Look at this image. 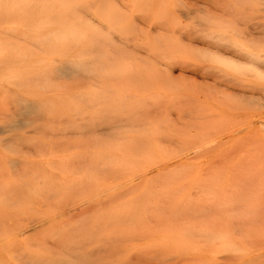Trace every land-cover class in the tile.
Returning a JSON list of instances; mask_svg holds the SVG:
<instances>
[{"label": "rangeland", "instance_id": "374dc122", "mask_svg": "<svg viewBox=\"0 0 264 264\" xmlns=\"http://www.w3.org/2000/svg\"><path fill=\"white\" fill-rule=\"evenodd\" d=\"M187 1L189 2L187 4V7L190 8L192 6V8L190 10L193 11V15H192L193 17L190 19L180 17L181 16L180 13H181V11H184V8H185L184 4ZM187 1L185 0V2L183 3V0H182V2L180 1L181 3L179 1L177 3L176 0H163V1L162 0H139V3H138L139 5L137 7L138 9H137L136 16L134 18V24H133V27H135L137 32L134 33L132 31L133 27H131L127 32H128V34L130 33L129 34L130 37L134 36L136 38V41H137L136 44L138 42L141 46H142V44H144V45L148 44L147 46L143 45L144 47H147L146 51H145L146 48L143 49V47H138L137 46L138 44L137 45L135 44V48L137 49L136 50L137 53H134V54L131 53V57H132V55H135L134 57L136 60V59H138L136 57V55H138V53L143 55V51H144L145 55H147V56H145V55L142 56L140 54H139V56H141L140 58L143 57V59L148 57V59H147V61H146V59H144L146 61V64L143 66L142 63H140V65H139V62H141L139 59H138L139 62L135 63V60L132 61L131 58H129L132 62H134L135 64H138L137 65L138 67L135 66L137 68L136 69L133 66L135 64L134 63L131 64L132 62L128 59V57H125L123 55V58L124 59L126 58L125 60H127V63H126L125 60H123V58H122V61L125 62V63L122 62V65L125 66L124 64H126V67H124V70L126 71L127 76H126V73L123 72V70L121 69L123 66L121 68H119L121 66V63H120L121 61H120L119 62L120 66L118 65L116 68L121 69V70H119V72L121 71L123 74L121 73V76H120L121 80L119 82H117L118 85L116 84V88H118V89L115 90V95L117 97L119 95V97L118 98L114 97V100L117 99L116 100V102H117L118 100H120L119 98H122L123 100L121 99L120 101H122V102L124 101V103H126V105H124V103H123V105H121V107H120L122 109L121 112H123V114H125V117H121L120 116L121 114L119 115L120 118H122V119L126 118L127 113L131 114V112L133 113L134 112L133 110H135V111H139L140 112L139 114L141 116L143 115V113H146V114H151V115H147V117L148 116L154 117L153 119L156 118V120L158 122L163 120L160 123V125H162L160 127V128H162L161 133L162 132L167 133L169 131V129H164L165 128L164 126L167 123L169 124V122H167V123H164V122L169 121V120L170 121L174 120L175 122L171 123L173 125L174 123L177 122L178 117L184 115L185 113H187L189 111L191 112L194 110L195 113L198 114V115H196L193 111L192 113H194V116L201 117L200 119L197 117L196 121L201 120V119L203 120L205 118V121L207 120V123H210V121L212 122L211 123L212 128H215L213 126H217V125L218 126L216 127V129L206 128L209 131L203 130L204 132H202V131L197 132V133H199V134H197L198 136L195 135L196 133H193L192 137H194V135H195L193 141L199 136L200 137L196 140L197 142H200L201 137H202V139L207 138V140L210 139L211 141L213 139L214 141H212V142L209 140L210 143L205 139H203V140L206 143L208 142L207 145L211 146V147L212 146L215 147L218 144V146H216L217 150H214L215 152L213 151L212 153L206 154V156L205 155H203L202 157L199 156L198 159H195L193 161L189 160L186 163L181 164L179 162V160L181 159L182 155L180 157L179 156L176 157V156L181 154L182 151L179 152L181 149L175 147L174 146L175 143H174L171 146L172 148L167 149L169 152H166V153L165 152H160V153H156V154L155 153L154 154L153 153L152 154L137 153L138 155L136 153H134V155H132L133 153H130V154L128 153L129 155L128 154L127 155L116 154V156L119 159L118 161L125 159L124 163H123V161H122V163L120 162L122 164V166L119 163V165H120L119 167L117 166L118 165L117 163H116L117 165H114L115 161L113 162V164H111L112 161L105 158L104 155H102V157L98 156V158L103 160L107 164V165L105 164V166H108V167H105V166L99 167V165H101V164H99V165H97L98 163L95 164V160L97 159V156H95V159H94V157L93 158L91 157L89 159V160H92V162H89L88 159H86L87 164L83 163L86 161L82 162L83 156L81 157V159L79 161H77L78 155H80V154L86 155V153H83L82 151H80V154L76 153L77 159L74 158V159H76V161H73L71 159L75 163V166H76V164H77V166H79V164H80V166L79 167H73L72 169H70L71 170L70 171L67 163L65 165H64V163H62V165H61V162L63 160V157H64V159L65 158L67 159L71 156L70 154H73V152H71V153L65 152V150H68L69 147L68 146L61 147L60 145H57V150L55 149L56 147L55 148L53 147L54 151L50 150L49 145H50L51 141H52L51 143L53 146H56V144H58V143L53 144L54 141L49 140V139H52L51 135L54 132L52 133L51 131L53 130V128H56L53 131L58 130L57 127L60 128L59 126H61V125H59V124H63L65 127L67 126L66 128H68L69 122H70V124L72 122V125L74 124L72 119H71L72 121L71 120L69 121V118H71L70 116H72V109L74 108V107L73 108L69 107L73 103L71 101L68 102L69 104H67L69 107L68 109H70V111L66 110L67 113L69 114L68 115L66 113V115L68 116V119L65 120L68 125H65L66 123L64 122V120L62 121V119L61 120L59 119L60 117H57L58 119L55 117L52 118L53 116H56V115L58 116L60 114L54 113L53 115H48L46 113L45 116H47V117L51 116L48 119L57 120V121H54L57 123V125H55V124H54V126H52L53 124L49 125V123H51V122H49L50 120L48 121V119L45 120L46 118H44L42 121H40L41 123L38 122L35 124V126L32 125L33 129H31L32 126H30V128L27 127L25 129H22V131H15V132L11 131L13 133L6 132L3 134H0L1 135L0 136L1 141L7 140V139L8 140L14 139V137H19V140H16L13 143L11 142V144H10L11 146H9V147L7 146V144H5L6 146L4 144L0 145L1 147H3L2 145L5 146L3 148L0 147V171H1L0 172V175H1L0 176V180H1L0 183L3 181V183H1V186H0V193H1L0 194L1 195L0 196V231L2 232V233H0V264H20V262H22L21 261L22 259L26 260V257L29 258L26 261L31 260L30 262H32V263L35 262L34 264H37L40 259L42 260V262L40 261L41 263H43V260L49 261L51 259L60 260L61 258H63L65 260H67V259L69 260L67 254L72 255L73 253L79 254V255H77L79 257H77V259H76V260L79 259V262L77 261L76 263H78V264L83 263L84 264V260L83 261L81 260L82 259L81 258L82 256H80L81 254L83 255V253H85V255H83V256L86 257V254H88L89 250L91 251L94 248L96 249L97 247L101 246L102 244L106 247L109 245L108 243H110L111 240L114 241L115 238L120 239V241H118V243H117L116 239L114 241V243L116 242L115 244H117V246L121 245V243L123 244V246H125V245L127 246L130 242V239L132 240L134 238L133 235H132L133 237H131V233L137 234V232L142 233L143 230L147 231L149 229V227H148L149 223L151 224V222H149V221L153 220L155 215L164 214L162 216H165V218L167 216L171 217L172 216L171 215L172 210L175 213L178 212V214L181 212L183 213V214L181 213L180 215L177 214L180 217V218L176 219L178 227L179 226L181 227L183 225L182 223H186L187 220H189V219L196 218L198 221L202 222L204 220V218H206L203 221V226H201L202 223H200L201 225L200 224L199 225L201 227L198 225V226H196L197 228H195V226L189 227V225H183L181 227V229L178 228L177 230H176V228L175 229L171 228V230H168L169 228L167 226L153 229V230H157L156 234L158 233V235H156L155 238L161 239V240H158V239L157 240L155 239V240H156V242L158 241V242L163 244V246H160L161 244L157 242L158 244H160L159 246L161 247V249L164 247L163 252H165V253L169 252L171 254V256H173L175 258V261L177 263L180 262L179 259L185 260L188 258V260H186L185 264L186 263L187 264H264V123H262V122H264V79L260 78L258 76H255L254 73L251 74L249 71H245L244 74H243V72L237 73L238 70L234 71L229 66H226L223 64H221L222 67L220 68L219 67L220 64L218 62L213 60L211 57H208L209 56L208 52L211 54H213V53L218 54V52H215V51H219V53H221V55H224V57H227V58L231 57L235 60L240 59L241 61L244 60V62L251 61V59L247 58V56H245L244 54L242 55L241 52L240 53L236 52V51L234 52V50H233V52H231L232 54H230V52H229V51H231L230 44H235V42H234L235 37L234 38L231 37L232 39L229 37L231 39L230 40L231 42L230 41L228 42V41H226L227 39L226 40L223 39V37L226 33L222 34L223 37H220L221 35L219 36V38L217 39L218 44L216 45V39L213 38L215 41L212 39L211 33L214 31H216L215 33H217V32L221 33V31H220V29H217V27H216L217 25H215V27H214V25L212 26L213 22L211 21L209 15L206 14L207 13L206 9H209L210 7L212 8V6H210V7L207 6L208 4H207L206 0H191V1L187 0ZM176 3H177V5H176ZM198 4H201V5H198ZM4 5H5L4 2H0V6H4ZM5 8L6 7L1 8L2 11H5ZM201 10L204 12L201 13L202 12ZM194 12H195V14H194ZM151 14L152 15L154 14V15L152 16ZM200 14H202V15H200ZM204 15L206 16V18ZM159 16L161 19L167 17L168 22L165 21L166 19H164L165 22L163 20H161L162 21L161 22ZM203 16L206 20L204 18H199V17H203ZM151 18L153 19V21L151 20ZM203 19L206 22L208 20H210V21H208L207 24H203L201 22V20L203 21ZM157 21H158V23H157ZM161 23H164V24H161ZM165 23L167 24V26ZM201 25H203V26H201ZM204 25H205V27H204ZM183 26L186 29L185 28L182 29ZM186 26H188V28ZM202 28H204L205 30ZM203 31H205V32H203ZM155 32H157V33H155ZM199 34L202 36L199 37L200 36ZM208 34H209V36H208ZM196 35H198V36H196ZM126 36L127 35H124V36L122 35V37H126ZM225 37H227V36H225ZM220 38H221V40H220ZM148 39H149V41H148ZM206 39H207V41H206ZM222 39L225 40V42H223ZM167 40H168V42H167ZM236 40L237 39H235V41ZM157 42H159L161 45ZM211 42H214V43H211ZM238 42H240V41H238ZM165 43H168V44H165ZM219 43H222V44L225 43V45L227 43V46L229 44V47L225 46V47H227V49H226L225 47H223ZM52 44L55 45L56 43L53 42ZM103 45H105V44H103ZM132 45H134V43ZM156 45L159 47H157ZM173 46H174V48H172ZM149 48L153 49V50H149V52H148ZM240 48L242 49V47H240ZM228 49H230V50H228ZM172 50H174V51H172ZM182 50H183V52H182ZM160 51H162V52H160ZM34 52L36 53L37 51H34ZM49 52H51L50 55H52L53 52L54 53L60 52V50L49 51ZM155 52L156 53L159 52L157 54H160V55L158 56ZM224 52H226V53L224 54ZM153 53H155L156 55ZM161 53H164V54H161ZM238 53H239V55H237ZM167 54H168V56H167ZM47 55H49V53ZM150 55H151V58H150ZM174 55H176V57H173ZM225 55H227V56H225ZM199 56H201L200 59H199ZM166 57H168V58H166ZM238 57H240V58H238ZM48 58H49V56L47 57V59ZM164 58H166V60H164ZM169 59L171 61H175V62L179 61L177 65H180V64L182 65L183 64L182 61H184V64L186 61L187 64L193 63L192 65L196 64L198 66L201 63L202 64L200 66H202L203 64H204L203 66H207V65L213 66V64H214L213 67L220 68L224 72L226 71L225 74H227V75L229 74L231 76H232V74H230V73H232L234 71L235 76L233 77V80L234 79H235V81L238 80L237 85L234 83V81L233 82L228 81V83L230 82L228 84L227 82L224 83V82L220 81L219 79H217L218 85L216 86L219 90L223 89L227 94H231V93L234 94V96H232L231 98L229 96H227L229 99H225L224 97L223 98L218 97V99L220 98V101H222V102L227 100L224 102L226 104H229L228 102H230V104L234 103V104H232V106H233L232 113H231V111H227L226 107L223 108V106L221 108H223L224 111H227V112H223L222 109H219V111H218L219 105L216 104L217 101H216V103H211V104H213L212 105L213 107L215 105V111H213L214 108L212 106H209V105H205L204 108L205 109L207 107L210 109L213 108L212 113L209 112L210 110H208V109L206 110V112H205V109L203 111L202 106H204V104H205V102L203 101L204 97L203 96L200 97L201 101L204 102V103H201V101L198 100L197 96H195V93H193V92L189 93L188 91L185 90V89L188 90V88L190 90V88H191V84L189 83V80L178 79V80L172 81V79L168 78L167 73L164 72L165 64L170 61ZM206 59H208V60H206ZM148 60H150V64H147V63H149ZM262 60H263V63L259 62L257 64V66L264 71V54H262ZM128 61H130V63ZM180 61L182 63H180ZM208 61H210V62L208 63ZM136 62H137V60H136ZM211 63H212V65H210ZM215 63H217V64H215ZM205 64H207V65H205ZM217 65H219V66H217ZM127 66L128 67L131 66L130 69H132V70L129 69V71H127V69H126V68H128ZM224 66H225V68H224ZM133 68H135L136 70ZM162 73L166 76L162 75ZM160 75L162 76V78H163V76L165 77L164 80L161 78ZM157 76H159V78ZM174 76H177V73H175ZM250 77H252L253 79ZM127 78H129V79H127ZM239 80L241 83H239ZM123 81H124V83H123ZM168 81H169V83H165ZM209 81L212 84L214 82L212 80H209ZM0 82H2L1 84L7 85L6 82H3L2 80H0ZM163 82L165 83L164 84L165 86L167 85L166 86L167 88L165 87V89H163L164 88V85H162ZM130 83H132V84H130ZM219 83H220V86H219ZM214 84H215V82H214ZM225 84L227 85V87ZM239 84H241V85H239ZM130 85H132V86H130ZM126 86H129V88ZM161 86H162V88H161ZM251 86H254V87H251ZM262 86H263V88H262ZM170 87H171V89H170ZM259 87H260V89H259ZM164 90H166V94H165V92H161ZM143 91L145 92V94ZM117 92H118V94H116ZM160 92L163 93L164 96L166 95L167 98L163 99V100L161 99L162 101H159V98H161V97L158 95V93H160ZM124 93L127 97L124 95ZM131 95L134 98L133 100L130 99V98H132ZM164 96H163V98H165ZM185 96H189L190 97V98L188 97L189 100L192 98L195 99L196 100L195 102H197L196 106H198V109H197V107L194 106L195 104L188 103V105H187L188 100L186 99ZM136 97L137 98L140 97V98L137 99ZM171 97H174L173 103L170 101L173 99ZM168 98H169V100H168ZM135 99H137V100H135ZM175 99L177 101L179 99L180 100L177 102V101H175ZM114 100H113V102H114ZM134 100L136 102H134ZM120 101H118L117 103H120ZM116 102L114 103V105H116ZM138 102H140L144 105L142 107L145 108V106H147L150 109L146 108V111H147V109H148V111L145 112V109L143 111V109H141V107L139 108V106H136ZM160 102L162 103V105H164V107L161 105ZM183 102H185V103H183ZM193 103H194V101H193ZM200 103L202 105H200ZM170 104L172 106H169ZM190 104H191V106H190ZM117 105L119 106L120 104H117ZM138 105L141 106V104H138ZM73 106H74V104H73ZM111 107H113V105L112 106L110 105V109H111V111H113V109ZM127 107H129V108H127ZM0 108H3V112H4L5 109H4L3 104H2V107L0 105ZM113 108L115 109L116 107H113ZM120 108H117L118 111H120ZM123 108H126V109H124V111H123ZM182 108L184 109V111ZM234 108H235V111H233ZM127 109H128V111H127ZM158 109H159V111L161 109V111L158 112ZM162 109H164V112H162ZM236 109H237V111H236ZM238 109H239V111H238ZM242 109H244L245 112H243ZM257 109H258V111H257ZM115 111H116V109H115ZM125 111H126V113H125ZM216 111L219 112V114ZM220 111H222V112H220ZM0 113H1V111H0ZM117 113L116 112H112V113L110 112V116L108 113L107 114L108 116L105 115V116H107V118L105 116H104V118L105 119L109 118V120L112 121L114 118H112L111 115H113V114L118 115ZM162 113L163 114L165 113L164 118H163ZM203 113L209 114L208 117L211 120L207 119L208 117H204L203 115L206 116V114H203ZM220 113H222L224 116L221 115ZM224 113L226 114V116ZM216 114H218V115L216 116ZM219 115H221V118ZM157 116H159V117H157ZM202 116H203V118H202ZM117 117L118 116H116L115 119H117ZM192 117H193V115H192ZM212 117H213V119H212ZM102 118H103V115H102ZM157 118H160V119L163 118V119L158 120ZM148 119H150V118H148ZM59 120L61 122H64L65 124L59 122ZM203 121H201V122L203 123ZM0 123H3L2 118H1ZM52 123H53V121H52ZM236 123L239 124L238 127H237ZM1 125L2 124H0V126ZM72 125H70L69 128L70 127L73 128ZM219 125L224 126V127H222V129H221ZM233 125H235V126H233ZM65 127H62L61 129L62 130L66 129ZM166 128H168V127L166 126ZM226 128H227V130H226ZM234 128L236 130H234ZM219 129H221L219 133L223 134V138L226 137L225 139L227 140V142H228V139H231L228 143L227 142L223 143V141L225 142V139L220 141L222 139L221 138L222 135L219 136L220 137V140H219L217 135H220V134L216 133L217 131H219ZM47 130H50L49 132L51 134L49 132H47ZM224 130H226L225 133H229L230 136L227 137V134H225L223 132ZM232 130H234V131H232ZM34 131H36V133ZM207 132H210V133H207ZM49 135L51 138L49 137ZM203 136H205V137H203ZM22 139L25 141H23ZM203 140H201V141H203ZM35 141L37 144L35 143ZM189 141H191L190 143H192V144L196 142V141L193 142L192 140H189ZM42 142L44 145L43 148H41L43 146ZM221 142H222V145H220ZM247 142H249V143H247ZM0 143H2V142H0ZM245 143L248 145V147ZM253 143H254V145H253ZM35 145H36V147H35ZM64 145H65V143H64ZM251 145H253V146H251ZM59 146L61 148H59ZM177 146H179V145H177ZM34 147L37 149H34ZM58 149H60V151L62 149L63 153H66V154L63 155L60 151H58ZM35 150H37V151H35ZM248 150H250V151H248ZM51 151L52 152L57 151L56 152L57 155H55V153L52 154ZM86 152H87V155H90V156L93 155V154H90V151H86ZM177 152H179V154ZM245 152H246V154H245ZM58 153H60L61 155L58 156L59 155ZM167 153H169V154H167ZM45 154H46V156H45ZM199 154L202 155L201 153H199ZM142 155H143V158H142ZM121 156L126 157V158L123 159V157L121 158ZM134 156H135L136 160L134 159ZM59 157H61V158H59ZM171 157H173V158L171 159ZM220 158H222V159L219 160ZM153 159H155L156 163L153 161ZM93 160H94V167H96L94 169L92 167L93 164H91V166H90V164H88V163H93ZM150 160H152L153 162H151ZM156 160L157 161L160 160L159 162L161 163V165L163 167L160 166V163H157ZM214 160H215V163H214ZM12 161L16 163L14 168H13L14 164L12 163ZM58 161L60 164L57 163ZM139 161H140V163H139ZM50 162H51V164H50ZM78 162H79V164H78ZM53 163H54V165H53ZM68 163H70V160ZM130 163H132V164H130ZM49 164H50V166H53V167H50V166L47 167V165H49ZM126 164H129L130 166L128 165L129 167L127 166V168H126ZM17 165H19V166H17ZM63 165L65 166L64 168H66V169L62 168ZM81 165H83V166H81ZM152 165H154V166H152ZM97 166H98V169H102V167H104L106 169L110 167L111 169L110 168H109L110 170L104 169L103 172H101L100 170H97L96 171L97 173H95L94 175L98 174V171L101 172L102 175L99 174L98 175L99 178H96L98 176L97 175L93 176L92 174H93V172H95L94 170L97 169ZM115 166H117V167H115ZM141 166H143V167H141ZM146 166H148V167H146ZM83 167H85V168H83ZM42 168H44V169H42ZM187 168H189L190 170L192 169V170L190 171ZM63 169H64V171H63ZM81 169L83 171H80L81 172L80 173L79 170H81ZM85 169H87V170H85ZM186 169L189 170V172L186 171ZM66 170H67V173H70L71 175L70 174L68 175L67 173H65ZM77 171L79 172L78 177H77V175H78ZM91 171H92V174H91ZM107 171H108V173H107ZM177 171L179 173H177ZM17 172H19L18 175H16ZM26 173L28 174L29 177L27 176ZM74 173L75 174L77 173V175L75 176ZM188 173L190 175L191 174L192 175L190 176ZM64 174L66 175V177H65L66 179L64 178ZM103 175H105V176L103 177ZM23 177H25L24 178L25 181H24ZM160 177H161V179H160ZM92 178H95V180H93ZM176 178H177V180H176ZM98 179H99V181H98ZM148 179L151 181H148ZM4 181H6V182H4ZM8 182H9V185H8ZM139 182H140V184H139ZM202 182H203V184H202ZM47 183L49 185H47ZM151 183H153V184H151ZM10 185H11V187H7ZM161 186L163 187V190L161 189L162 188ZM165 186L168 188H165ZM182 186H184V187H182ZM15 188H16V190H15ZM200 188H202V190ZM53 189H54V191H52ZM147 189L148 190L150 189V191L149 192L146 191ZM11 190H12V192H11ZM101 191H103V192H101ZM163 191H164V193H163ZM165 191H168L169 193H167ZM176 191H177V193H176ZM56 192H58V193H56ZM121 192L123 195L121 194ZM113 194H115V195H113ZM172 195H173V197H172ZM4 197L5 198L7 197L6 203L4 201ZM167 198L170 201H168ZM112 199L114 200V203H112V201H113ZM243 199H244V201H243ZM8 201L10 203H8ZM131 201H132V203L133 202L135 203V204H132L131 206L129 205V207H131L132 209L135 210L138 205L141 207V208L138 207L135 210L136 213L133 214V219H135V217L138 216L137 213H139V211H141V212L143 211V213H145L146 216H144L143 219L146 221H143V219H141L142 220L141 223L145 222V224H146V222H149L144 227L145 229L141 225H140L141 228L138 227L137 226V225H139L138 223L136 225H131L132 227H127L128 224L124 223L122 221V225L124 227L126 226L125 228H123L121 223L119 224V222H121L120 218L123 219L122 218L123 214L125 212H128L129 209H131V208H128V203ZM140 202L142 204L145 202L143 204L144 206H142ZM138 203H140V204H138ZM154 205H157V206H154ZM165 205H167V206H165ZM168 207H169V209L171 208L170 209L171 211L169 213H168V211H169ZM175 207H176V209H178L177 212H176ZM156 208L157 209L160 208V210H157ZM189 208H190V210H189ZM179 209L180 210L183 209V210L180 211ZM84 210H86V212L88 214H90V216L87 215V213H84L85 212ZM144 210H146V211H144ZM81 211L83 213V217H85L87 215V217H86L87 219L86 218H84V219H86V221L89 220L88 222H86L85 220H82L83 217H80L82 215ZM185 211H186V213H185ZM193 211H195V212H193ZM156 212H157V214H156ZM75 213H76V215H80V214L81 215L76 216ZM154 213H155V215H153ZM166 213H167V215H166ZM175 213H174V215H175ZM84 214H85V216H84ZM114 214H116V215H114ZM187 214H189V216ZM192 214L196 215V216L194 217ZM70 215H71V218H70ZM77 217H79V218H77ZM102 217H105V221H104L105 225H104V222L102 221V220H104ZM117 217L119 220L116 219ZM175 217H176V215L172 218L175 219ZM88 218H90L91 220ZM150 218H151V220H150ZM184 218H187V220L186 219L184 220ZM211 218L213 221H210ZM77 219H79V220H77ZM181 219H183L184 222L181 221ZM216 219L218 221H216ZM41 220H42V222H41ZM147 220H149V221H147ZM166 220H168V219L166 218ZM84 221L86 224L87 223L88 224L85 225ZM91 221H93V222H91ZM176 221H175V223H176ZM219 221H222V222H219ZM214 222H216V223L214 224ZM80 223H82L81 225H84L85 230H83V231H85V234L88 232V235L87 234L85 235L84 233L82 234L81 229H80L81 232L79 231L80 233L74 232V231H77L79 228L83 227L80 225ZM204 223L206 225H204ZM70 224L73 226H71ZM114 225L116 226V228L114 227ZM228 225H229V227H226ZM74 226L75 227L77 226L76 228H78V229L76 230V228ZM87 226H88L87 230H89V231H86ZM112 226L115 229L112 228ZM237 226H238V228H236ZM239 226L241 228H239ZM106 227H107V229L105 230L106 232L104 230L100 231V228L105 229ZM192 227H194V228L192 229ZM74 228H75V230H74ZM110 228H112V229H110ZM133 228L136 231H132L131 229H133ZM187 228H190V229L188 230ZM22 229H24V230H22ZM94 229H97L98 232L104 231L105 235H103V234L99 235L100 234V232H99V234L97 233V236H95L97 231L95 230L96 231L95 232ZM125 229L126 230L129 229L130 231L129 230L126 231ZM185 229L187 232L185 231ZM66 230L69 231L70 234L67 233ZM71 230L73 233H75V235H73V233H71ZM150 230L152 231L151 228H150ZM195 230L197 232H195ZM15 231H16V234L14 233ZM114 231H115V233H114ZM125 231H126V233H125ZM91 232H93V234H95V235H91L92 234ZM65 233H67V234H65ZM77 233H79V235H77ZM109 233H113V234H115V236L112 235V236L108 237ZM119 233H122L123 239H121L122 237H121V234H119ZM81 234L84 236H81ZM116 234H119L118 236H120V238H118L116 236ZM125 234L126 235L129 234V235H127L128 237L125 236ZM16 235H18V236H16ZM69 235H71V236L69 237ZM109 235H111V234H109ZM27 236L29 239L27 238ZM80 236H81V238H80ZM92 236L97 237V238H94L96 240H99L100 236H102V237H101L100 241L93 240L97 243L91 244L90 242L93 239ZM113 236H114V239L111 238ZM124 236H125V238H124ZM202 236L204 237V240L202 239L203 238ZM6 237H8V238H6ZM51 237H53V238H51ZM55 237H57V238H55ZM58 237L60 238L59 240H58ZM72 237H73V239H74V237L75 238L78 237L79 239L77 238L76 240L75 239L72 240ZM89 237L91 239H87L86 240L87 242L84 243L85 240H83V239H86ZM197 237L198 238L202 237L201 241L199 239H197ZM65 238H69V240L66 239L67 240L66 241ZM110 238H111V240H110ZM162 238H164L166 240V244L164 243V241H162ZM10 239H12V240H10ZM23 239H25V241ZM63 239H64V242H63ZM80 239L82 240L83 246H84V244L85 245L87 244L86 245L87 247L85 246V249L89 248V250L83 249V251L85 250V252H83L81 249L82 248L81 245H79V246H81V248H80L81 250L78 248L79 246L78 247L75 246V245H77V243L79 244ZM207 239L210 241L209 243H208ZM22 240H23V242H22ZM106 240L109 242H107ZM13 241H15V242H13ZM102 241L103 242L105 241L107 245L105 244V242L102 243ZM11 242H13V243L11 244ZM70 242L71 243L74 242V243L70 244ZM170 242L173 245H171ZM176 242H178V244ZM63 243L65 245H62ZM88 243H90V245H92V246H90V245L89 246L92 247L93 249H90V247L88 246ZM114 243H112V244H114ZM138 243H140V242H138ZM112 244H110V245H112ZM168 244H170L171 246ZM174 245H175V247H174ZM39 246L41 247L40 249H38ZM45 246H46V248H45ZM61 246H62V248H61ZM178 246H180V247H178ZM50 247L51 248L53 247L52 249H54V250L57 248L58 251L55 250L56 253L54 251V253L51 254L50 253L51 250H49V249H51ZM74 247H76L79 250L78 253L76 252L77 249ZM59 248H60V250H62L63 253L59 252L60 251ZM71 248L75 250V251H73V253L71 251ZM167 248L168 249L170 248V250L172 249L173 251L172 250L170 251ZM183 249L185 250V253L183 252ZM45 250H46V253H44ZM177 251L179 254L177 253ZM31 252L33 253L32 255H31ZM48 252L51 255H48ZM64 252L65 253L67 252V254H65ZM24 254L26 257L23 256ZM44 254H45V257H44ZM46 254L50 258L46 257ZM56 254H59V255H57V257L53 256ZM63 254H65L66 257ZM29 255H31L32 258L34 257V259H31V256L29 257ZM41 255H42V257H41ZM9 257H11V259H9ZM184 257H186V258H184ZM15 259H16V261H15ZM35 259H37V260L35 261ZM25 260H23V262ZM85 260H88V259H85ZM45 261H44V263H46ZM60 261H63V260L61 259ZM175 261L173 260V262H175ZM23 262L21 264H23ZM176 262H175V264H176ZM46 264H49V262Z\"/></svg>", "mask_w": 264, "mask_h": 264}, {"label": "bare ground", "instance_id": "6f19581e", "mask_svg": "<svg viewBox=\"0 0 264 264\" xmlns=\"http://www.w3.org/2000/svg\"><path fill=\"white\" fill-rule=\"evenodd\" d=\"M176 1H177V3H178V1L182 2V0H176ZM0 2H4L5 3L4 6H0V80H2L3 82H6V84L8 85L7 86V85H4V84H1L2 82H0V105L2 107V104H3L4 105V109H5L4 112H3V108H0V111H1V113H0V116H1L0 117V122H1V118H2V122H3V123H0V124H2L0 126V134L6 133V132L13 133L11 131H14V132L15 131H22V129H25L27 127L30 128V126H32V125L35 126L36 123L42 121L44 118H46L45 120H47L48 118L51 117V116L50 117L49 116L48 117L45 116L46 113L48 115H53L54 113H56V114L58 113L60 115L57 116L55 114L56 116H53L52 118L60 117L59 119L60 120L62 119V121L64 120V122L66 123L65 120L68 119V116L66 115V113H67V111H70V109H68V108L69 107H72V108L74 107L72 109V116H70L71 118H69V121L72 119L74 124L72 125V122H71V124L69 122V126L72 125V127L73 128L75 127V128L74 129L71 128V127L69 128V126H68V128H66L67 126L65 127L63 124H59L61 126H59L60 128L57 127L58 130H56V131H53L56 128L52 127L53 130L50 128L52 130L51 132L52 133L54 132V133L51 135L52 139H49V140H53L54 141L53 144L54 143L55 144L58 143V144H56V146H53L52 143H51L52 141H51L50 145H49L50 146V148H49L50 150H53V147L54 148L56 147L55 149L57 150V145H60L61 147H64V146H68L69 147V149L65 150V152H67V153L68 152L69 153L73 152V154H70L71 155L70 157L68 156L70 159L69 158H67V159L65 158L64 159V157L62 156L63 160L65 162L62 159H61L62 162L58 159L61 162V165H62V163H64V165L67 163V165L69 166V170L72 169L73 167H79L80 166L79 162H78L79 166H77V164L75 166V163L73 162V161H76L77 154L78 153L80 154V151H82L83 153H86V155H87L86 151H90V154H93L94 156L93 155L92 156H90V155L86 156L85 154L84 155L80 154V155H78L77 161H79L81 159V157L83 156L82 162L86 161V159H88L89 162H92V160H89V159L91 157L92 158L94 157V159H95V156H97V159L95 160V164H97V163H98L97 165L101 164V165H99V167L100 166H105L106 163L103 160H101L100 158H98V156L102 157V155H104L105 158H107L108 160L112 161L111 164H113V162L115 161L114 165L118 164L117 166L119 167L120 166L119 163L120 162L122 163V161L124 163L125 162L124 158H126V157L121 156V158L123 157L124 160L118 161L119 159L116 156V154H120V155L121 154H125V155H127L128 153L129 154L133 153L132 155H134V153H136V154L137 153H143V154H152V153L154 154L155 153L156 154V153H160V152H165L166 153V152H169L167 149L172 148L171 146L174 143H175V145H174L175 147L181 149L179 152L182 151L181 154H179V152H177L179 155L176 156V157H178V156L180 157L182 155L181 159L179 160V162L181 164L186 163L189 160L193 161L195 159H198L199 156L200 157H202L203 155L206 156V154L212 153L214 150H217L216 146H218V144L216 146L214 145L215 147H213V146L211 147V146L207 145L208 142L210 143V141H211L210 139H209L210 140L209 141V140H207V138L206 139L203 138V139L208 141L206 143L201 137V140H203V141H201L199 139L200 142H197L196 140L200 136L197 137L194 140V141H196L195 143H193V144L190 143L191 141H189V140L193 141L195 135L199 134L197 132H201V131L204 132V131H207L209 128L216 129V127L218 126V125L217 126H213L215 128H212L211 127L212 126L211 125L212 122L210 121V123H207V120L205 121V118L203 119L204 121L202 119L196 121L197 117L199 119L201 117L194 116V113H195L194 110H193L194 113H192L193 111H191V112L189 111V112L185 113L184 115L178 117L177 122H176L177 124L176 123H174L173 125L171 124V123L175 122L174 120L173 121L169 120V121L164 122V123L169 122V124H170L169 125L167 123L169 126L167 124L166 125L164 124L165 125L164 129H169V131L167 130L168 132L166 131L167 133H163V132L161 133V129L162 128H160L162 126V125H160V123L163 121L161 119L164 118L165 113L164 114L162 113L163 114V118H161V119L157 118L158 120L159 119L161 120L159 122L156 120V118L153 119L154 117H151V116L147 117V115H151V114L143 113V115L141 116L139 114L140 112L139 111H135V110H133L134 112L133 113L131 112V114L127 113L126 114V118H124L125 120L120 118V116L121 117H125V114H123V112H121L122 109L120 108L121 105H123L124 101L123 102L120 101L122 98H119L120 100H118V101H120V103H117L118 101L116 102L117 99L114 100V97H117L115 95V90L118 89V88H116L117 82H119L121 80L120 76H121L122 72L121 71L119 72V70L122 69L123 72L126 73V71L124 70V67H126V64H124L125 66L122 65L123 55L125 57H128V59L131 58V60L133 61V60H135V57H134L135 55H132V57H131V53L132 54L137 53V51H136L137 49L135 48V44L137 42L136 38L133 36L134 34L132 35L134 38L130 37L129 36L130 33L128 34L127 31L131 27H133L134 18L136 16V12H137V9H138L137 7L139 5L138 4L139 0H0ZM184 2H185V0H183V3ZM206 2L208 4L207 5L208 7L212 6V8H213L212 9L210 7L212 10L210 8L206 9L207 10L206 14L209 15L211 21L213 22L212 26L214 25V27H215V25H217L216 26L217 29H220V31H221V33L220 32L219 33L218 32L215 33L216 31L211 33L212 39L213 38L216 39V45L218 44L217 39L219 38V36L221 35L220 37H223L222 34L226 33L224 35L223 39H225V40L227 39L226 41H228V42L232 38L235 37L234 38L235 44H230V48H231V51H229L230 54H232L231 52H233V50H234V52L235 51L239 52V53L241 52L242 55L244 54L245 56H247V58L251 59V61L244 62V60L241 61L240 59L239 60H235V59H233L231 57L227 58V57H224V55H221V53H219V51H215V52H218V54H216V53L215 54L214 53L211 54V53L208 52V55H209L208 57H211L213 60L218 62L220 64V66L219 65H217V66H219L220 68L222 67L221 64H223V65L229 66L234 71L238 70L237 73L238 72H243V74H244L245 71H249L251 74L254 73L255 76H258V77L264 79V71L257 66V64L259 62L263 63L262 54H264V0H206ZM177 3H176V5H177ZM188 3L189 2L187 1L184 4L185 8H184V11H181V13H180L181 16L179 15L180 17L187 18V19H190V18L193 17L192 16L193 15V11L190 10L192 8V6L190 8L187 7ZM198 5H201V4H198ZM4 7H6L5 11H2L1 8H4ZM195 12H194V14H195ZM203 12L204 11H202L201 13H203ZM200 15H202V14H200ZM204 16L203 17H199V18H204ZM159 18H160V16H159ZM205 18H206V16H205ZM164 19H166L165 21L168 22L167 17L163 18V19L160 18V21L161 20L164 21ZM204 19H203V21H204ZM151 20L153 21L152 18H151ZM203 21L201 20V22L203 24H207V22L210 21V20H208L207 22L206 21L203 22ZM157 23H158V21H157ZM161 24H164V23H161ZM166 26H167V24H166ZM201 26H203V25H201ZM186 27L188 28V26H186ZM204 27H205V25H204ZM183 28H185V27L183 26L182 29ZM202 29H204V28H202ZM132 31L134 33L137 32L135 27L132 28ZM203 32H205V31H203ZM155 33H157V32H155ZM122 35L123 36L127 35V36L126 37H122ZM196 36H198V35H196ZM201 36L202 35H200L199 37H201ZM208 36H209V34H208ZM225 36H227V37H225ZM229 37L230 38L232 37V38L230 39ZM223 39H222V41L225 42V40H223ZM235 39H237L240 42H238L237 40L235 41ZM220 40H221V38H220ZM148 41H149V39H148ZM206 41H207V39H206ZM53 42L56 43V44L53 45L52 44ZM167 42H168V40H167ZM133 43H134V45H132ZM157 43H159V42H157ZM211 43H214V42H211ZM103 44H105L106 46L103 45ZM137 44L136 45L138 47H143V49L146 48L145 51L147 50V47H144V46H147L148 44L147 45L142 44V46L139 44V42ZM165 44H168V43H165ZM219 44L222 45L223 47L227 46V43H226V45H225V43H223V44L219 43ZM239 46L242 47V49ZM157 47H159V46H157ZM227 47H229V44H228ZM227 47H225V48L227 49ZM172 48H174V46ZM55 50L56 51L60 50V52H56L57 54L53 52L54 54L52 53V55H50L51 52H49V51H55ZM149 50H153V49L149 48L148 52H149ZM228 50H230V49H228ZM34 51H37V52L35 53ZM172 51H174V50H172ZM160 52H162V51H160ZM182 52H183V50H182ZM48 53H49V55H47ZM155 53H153V54H155ZM157 53H159V52H157ZM225 53L226 52H224V54ZM239 53L237 55H239ZM139 54L140 53H138V55H136V57L141 62H139L138 59H136L137 62L135 60V63L139 62V65H140V63H142L143 66H144L146 64V61H147L148 57L144 58V59H146V61H145L143 59V57L140 58L141 56H139ZM161 54H164V53H161ZM140 55H142V54H140ZM143 55H145L144 51H143ZM157 55L159 56L160 54H157ZM227 55H225V56H227ZM48 56H49V58L47 59ZM145 56H147V55H145ZM167 56H168V54H167ZM173 57H176V55H174ZM200 57L201 56H199V59H200ZM150 58H151V55H150ZM166 58H168V57H166ZM166 58H164V60H166ZM238 58H240V57H238ZM125 59L123 58V60H125ZM206 60H208V59H206ZM130 61H128V62L130 63ZM148 61H149V63H147V64H150V60H148ZM119 62L121 63V66L119 65L120 64ZM125 62L127 63V60H125ZM125 62H123V63H125ZM176 62L170 60L168 63H166L165 67H164V72L167 73L168 78L172 79V81L173 80H178V79L189 80V83L191 84V88H190V90H189V88H188V90L187 89H185V90L188 91L189 93L190 92L195 93V96H197L199 101H201V98H200L201 96L204 97L203 101L205 102V104H204V106H202L203 111L205 109L204 108L205 105L212 106L213 104H211V103H216V101H217L216 104L219 105V108L217 107L218 111H219V109H222L223 112L231 111V113H232V108H233L232 104H234V103L231 102L232 104H230V102H228L229 104H226L224 102L227 101L225 99H229L227 96H229L231 98L232 96H234V94H232V93L231 94H227L223 89H222L223 91L221 89L219 90L216 86L218 85L217 79H219L220 81H222L224 83H226V82L228 83V81H230V82L234 81V83L237 85L238 84V82H237L238 80L237 79H236L237 81H235V79L233 80V77L235 76V72L234 71L232 73H230V74H232V76H231L229 74L228 75L225 74L226 71L224 72L220 68L213 67L214 64H213V66H208L207 64H205L207 66H203L204 64L202 66H200L202 63L201 64L199 63L200 65L198 66L195 63H194L195 65H192L193 63L187 64L186 61H185V64H184V61H182L183 62L182 65L181 64L177 65L179 61H176ZM182 62L180 61V63H182ZM209 62L210 61H208V63ZM133 63L134 62H132L131 64H133ZM215 64H217V63H215ZM118 65L120 66L119 68H121L122 66L123 67L121 69L116 68ZM137 65L138 64H135L133 66L134 67L135 66L138 67ZM210 65H212V63ZM130 67L126 68L127 71H129ZM135 68H133V69H135ZM224 68H225V66H224ZM130 70H132V69H130ZM175 73H177V76H174ZM162 75H164V74L162 73ZM126 76H127V73H126ZM164 76H166V75H164ZM164 76H163V78L161 76V78L163 80L165 78ZM157 77L159 78V76H157ZM250 78H252V77H250ZM127 79H129V78H127ZM209 80L214 81L215 84H214V82H213V84L210 83ZM123 83H124V81H123ZM165 83H169V81L165 82ZM165 83L163 82L162 85H164ZM220 83H219V86H220ZM239 83H241L240 80H239ZM130 84H132V83H130ZM239 85H241V84H239ZM130 86H132V85H130ZM166 86L164 85L163 89H165ZM254 86H251V87H254ZM126 87L129 88V86H126ZM226 87H227V85H226ZM161 88H162V86H161ZM262 88H263V86H262ZM170 89H171V87H170ZM259 89H260V87H259ZM161 92H165V94H166V90L161 91ZM161 92L158 93V95L161 97V98H159V101H162L163 99L167 98L166 95L164 96V94L161 93ZM116 94H118V92ZM144 94H145V92H144ZM124 95H125V93H124ZM163 96L165 98H163ZM118 97H119V95H118ZM185 97L188 100L187 101V105H188V103L195 104L194 106L197 107V109H198V106H196L197 102H195L196 101L195 99L192 98V99L189 100V98H190L189 96H185ZM218 97H222V98L224 97L225 101H223V102L220 101V98L218 99ZM138 98H140V97H138ZM171 98H173V99L170 100V101L173 103L174 97H171ZM130 99L133 100L134 99L133 96ZM137 99H135V100H137ZM176 99H175V101H177ZM113 100H114V102H113ZM135 100H134V102H136ZM168 100H169V98H168ZM70 101L73 102V103L68 107L67 104H69L68 102H70ZM193 101H194V103H193ZM203 101H201V103H204ZM115 102H116V105H114ZM183 103H185V102H183ZM201 103H200V105H202ZM73 104H74V106H73ZM117 104H120V105L118 106ZM138 104H141V106L138 105ZM191 104H190V106H191ZM110 105L111 106L113 105V107H116L115 108L116 111H115V109L113 107H111L113 109V111H111ZM124 105H126V103H124ZM161 105H162V103H161ZM136 106H139V108L141 107V109H143V111L145 109V112H147L148 109H150L147 106H145V108L142 107L144 105L142 103H140V102H138ZM162 106L164 107V105H162ZM169 106H172V105L170 104ZM222 106H223V108L226 107L227 111H224V109L221 108ZM117 108H120V111H118ZM127 108H129V107H127ZM146 108H148L147 111H146ZM213 108H212L213 111H215V105H214ZM124 109H126V108H123V111H124ZM207 109L210 110L209 112L212 113V109H210L208 107L205 109V112H206ZM127 111H128V109H127ZM160 111H161V109H160ZM160 111L158 109V112H160ZM183 111H184V109H183ZM222 111H220V112H222ZM233 111H235V108L233 109ZM236 111H237V109H236ZM238 111H239V109H238ZM242 111L245 112L244 109H242ZM257 111H258V109H257ZM110 112L111 113L112 112H116V113L118 112L117 113L118 115H116V114L114 115L113 114L115 117L113 115H111L112 118H114L113 120L110 118L112 121H110L109 118L108 119L104 118V116L107 115L108 113H109V116H110ZM162 112H164V109H162ZM125 113H126V111H125ZM217 113L219 114V112H217ZM203 114H206V116L203 115ZM203 114L202 115L204 117H208V115H209L207 113H203ZM218 114H216V116ZM220 114L223 115L222 113H220ZM102 115H103V118H102ZM192 115H193V117H192ZM196 115H198V114H196ZM221 115H219L220 118H221ZM107 116H105V117L107 118ZM116 116H118L117 119H115ZM203 116H202V118H203ZM225 116H226V114H225ZM157 117H159V116H157ZM148 118H150V119H148ZM207 119H210V118L208 117ZM212 119H213V117H212ZM60 120H59V122H61ZM48 121L51 122V123L48 122L49 125L50 124H53L52 126H54V124L57 125V123L54 122V121H57L55 119H48ZM52 121H53V123H52ZM201 121H203V123ZM64 122H61V123H64ZM262 123H264V122H262ZM65 125H68V124L66 123ZM236 125H237V127L239 126L238 123H236ZM33 126H32L31 129H33ZM166 126L168 128H166ZM233 126H235V125H233ZM62 127H65L66 129L62 130L61 129ZM222 127H224V126H220L221 129H222ZM206 128H208V129H206ZM235 128H234V130H236ZM221 129H219V131H217L216 133H219ZM226 130H227V128H226ZM226 130H224L223 132L225 133ZM234 130H232V131H234ZM49 131L50 130H47V132H49ZM34 132L36 133V131H34ZM193 133H196L194 135V137H192ZM207 133H210V132H207ZM219 134L220 135H217L219 140H220L219 136L222 135V137H221L222 139L220 141H222L223 139L226 138V137L223 138V134H221V133H219ZM225 134H227V137L230 136L229 133H225ZM49 137H50V135H49ZM203 137H205V136H203ZM16 140H19V137H14V139H9V140L8 139L7 140H2V141L0 140V142H2V143H0V145L1 144H4V145L7 144V146L9 147V146H11L10 145L11 142L13 143ZM230 140L231 139H228V142ZM23 141H25V140H23ZM212 141H214V140L212 139ZM226 142H227V140L225 139V142L223 141V143H226ZM35 143H36V141H35ZM64 143H65V145H64ZM247 143H249V142H247ZM4 145H2V146L5 147L6 145L5 146ZM42 145H43V142H42ZM177 145H179V146H177ZM220 145H222V142H221ZM253 145H254V143H253ZM253 145H251V146H253ZM60 146H59V148H61ZM3 147H1V148H3ZM35 147H36V145H35ZM35 147H34V149H37ZM43 147H44V145L41 148H43ZM247 147H248V145H247ZM250 150H248V151H250ZM35 151H37V150H35ZM58 151H60V149H58ZM56 152L57 151L52 152V154L55 153V155H57ZM60 152L63 155L66 154V153H63L62 149H61ZM199 153H201L202 155H200ZM58 154H59L58 156L61 155L60 153H58ZM167 154H169V153H167ZM245 154H246V152H245ZM45 156H46V154H45ZM59 158H61V157H59ZM74 158H76V159H74ZM142 158H143V155H142ZM172 158L173 157H171V159ZM222 158H220L219 160H221ZM134 159L136 160L135 156H134ZM69 160H70V163H68ZM59 161L57 163H59ZM150 161L151 162H153V161L155 162V159H153V161L152 160H150ZM159 161H157V163H160ZM12 163L14 164V166H13V168H14L16 163L13 162V161H12ZM83 163L87 164V161L83 162ZM139 163H140V161H139ZM214 163H215V160H214ZM50 164H51V162H50ZM50 164L47 165V167H49ZM88 164H90V166H91V164H93V166H92L93 169L96 168V167H94V160H93V163H88ZM130 164H132V163H130ZM53 165H54V163H53ZM64 165L62 166V168L65 167ZM128 165L129 164H126V168H127ZM17 166H19V165H17ZM81 166H83V165H81ZM117 166H115V167H117ZM121 166H122V164H121ZM152 166H154V165H152ZM160 166H162L161 163H160ZM50 167H53V166H50ZM105 167H108V166H105ZM141 167H143V166H141ZM146 167H148V166H146ZM83 168H85V167H83ZM109 168L106 169V168L102 167V169H98V166H97V169L94 170L95 172H93V174H92V171H91V174L93 176H96V175L98 176L99 174H101V172L104 171V169L108 170ZM42 169H44V168H42ZM64 169H66V168H64ZM64 169H63V171H64ZM87 169H85V170H87ZM187 169H189V168H187ZM187 169H186V171L189 172L190 169L189 170H187ZM97 170H100L101 172L98 171V174L94 175L95 173H97L96 172ZM80 171H83V170L81 169V170H79V172ZM79 172L77 171L78 175H77V173L76 174L74 173L75 176L77 175V177H78L79 176ZM18 173L19 172H17L16 175H18ZM65 173H67V170H66ZM107 173H108V171H107ZM177 173H179V172L177 171ZM67 174L69 175L70 173H67ZM27 176H28V174H27ZM104 176L105 175H103V177ZM65 177H66V175L64 174V178ZM24 178L25 177H23V179ZM96 178H99V176L96 177ZM177 178H176V180H177ZM92 179L95 180V178H92ZM160 179H161V177H160ZM24 181H25V179H24ZM98 181H99V179H98ZM148 181H151V180L148 179ZM4 182H6V181H4ZM1 183H3V181ZM1 183H0V186H1ZM139 184H140V182H139ZM151 184H153V183H151ZM202 184H203V182H202ZM8 185H9V182H8ZM47 185H49V184L47 183ZM7 187H11V185L7 186ZM182 187H184V186H182ZM165 188H168V187L165 186ZM161 189L163 190V187ZM200 189L202 190V188H200ZM15 190H16V188H15ZM52 191H54V189ZM103 191H101V192H103ZM146 191L149 192L150 189L149 190L147 189ZM11 192H12V190H11ZM165 192L169 193L168 191H165ZM56 193H58V192H56ZM163 193H164V191H163ZM176 193H177V191H176ZM121 194H122V192H121ZM113 195H115V194H113ZM172 197H173V195H172ZM6 198L4 197L5 203H6ZM167 200H168V198H167ZM168 201H170V200H168ZM243 201H244V199H243ZM8 203H10V202L8 201ZM112 203H114V200L112 201ZM140 203H138V204H140ZM132 204H135V203L134 202L132 203V201L129 202L128 203V208H131V207H129V205L131 206ZM143 204L141 203L142 206H144ZM154 206H157V205H154ZM165 206H167V205H165ZM138 207H140V206L138 205L137 208ZM168 209H169V207H168ZM170 209H169V211L167 210L168 213L171 211ZM175 209H176V207H175ZM135 210L131 208V209H129L128 212H125L123 214V217H122L123 219L120 218L121 222H119V224L121 223V225H122V221H123L124 223L128 224L127 227H132L131 225H136L138 223L139 224V225H137L138 227H140V225H141L144 228L147 223L151 222L152 225L150 223L148 225L149 229L147 231L143 230L142 233L140 232L141 234L138 233V232H137V234H132L131 233V237L134 236V238L132 240L130 239V242H129V244L127 243L128 244L127 246L126 245L123 246V244L121 243V245L123 247L121 245L117 246V244H115L116 242L114 243V241L116 239V238L114 239L115 234L109 233L111 235L108 234V237L114 235L113 237H111V238L114 239V241L111 240V238H110L111 242L108 243L109 247L108 246L105 247L102 244L105 241L104 242L102 241V243H101L102 245L100 244L101 246L97 247L96 249L94 248L95 250L92 247H90V246H92V245H90V243L91 244L92 243L93 244L97 243V242L93 241V240H96L94 238H97L95 236H97V233L99 234L100 231H102V230L105 231L107 229V227L105 229H101L100 228L99 232L97 231V229H94V231L95 230L97 231V232L95 231L96 235L93 234V232H91L92 233L91 235H95V236L94 237L92 236L93 237V239H92L93 242L90 240L91 242L88 243V246L90 245L89 246L90 249H93L94 251L91 250L92 251L91 252L89 250V248H87L89 251H88V254H86V257L83 256V255H85V253H83V255L80 253L81 254L80 256H82L81 260L82 261L84 260V264H175V262H176L175 258L173 256H171V254L169 252H167V253L163 252L164 251V249H163L164 247L161 249L160 246H163V244L157 241L158 243L161 244L160 245V244H158L156 242L157 239L158 240H161V239H159V238L156 239L155 238L156 235H158V233L156 234L157 230H153V229L167 226L169 228L168 230H171V228H174V229L176 228V230H177L178 228L181 229V227L183 225H189V227L195 226V228H197L196 226H198L200 223H202V225L201 224L200 225L203 226V221L206 219V218H204V220L202 219L203 221L201 222V221H198L196 218L189 219V220H187V218H184V220L186 219L187 222L185 221L186 223H182L183 225L181 227L180 226L178 227L176 219L180 218L178 215H180L182 212L178 214V212H177L178 209H176L177 213L173 212V210H172V212H171L172 214L170 213L172 216L170 215L171 217H169V216L166 217L168 220H166L165 216H162L164 214L155 215V213H154L153 214V215H155L154 219L151 220V218H150L151 221L147 220L149 222H146V224H145V222L141 223L142 222L141 219H143L144 216H146L145 213H143V211L142 212L139 211V213H137L138 216H136L135 219H133V214L136 213ZM157 210H160V208H158ZM181 210H183V209H181ZM189 210H190V208H189ZM84 211H85L84 213H87L86 210H84ZM144 211H146V210H144ZM157 212H156V214H157ZM193 212H195V211H193ZM81 213H82V211H81ZM174 213L176 215L175 219L172 218V217L175 216ZM185 213H186V211H185ZM75 215H76V213H75ZM80 215H76V216H80ZM87 215L90 216V214H88V213H87ZM87 215L85 216V214H84L85 217H83V213H82V215L80 217H83L82 220L86 221ZM114 215H116V214H114ZM166 215H167V213H166ZM187 215L189 216V214H187ZM193 216L195 217L196 215H193ZM118 217L116 219H118ZM70 218H71V215H70ZM77 218H79V217H77ZM84 218H86V219H84ZM102 218L104 219V220H102L104 222L105 221V217H102ZM212 218H211L210 221H213ZM88 219H90V218H88ZM77 220H79V219H77ZM85 221H84V223H85ZM88 221H86V222H88ZM143 221H146V220L143 219ZM175 221H176V223H175ZM181 221H183V219H181ZM216 221H218V220L216 219ZM41 222H42V220H41ZM91 222H93V221H91ZM219 222H222V221H219ZM215 223L216 222H214V224ZM81 224L82 223H80V225ZM87 224L85 223V225H87ZM104 225H105V222H104ZM204 225H206V224L204 223ZM71 226H73V225H71ZM81 226H83V227L79 228V229L76 228L77 226L76 227L74 226L76 228V230L78 229L77 231H74V232H79L80 229H81L82 234L83 233L85 234V231H83V230H85V227H84V225H81ZM114 227L116 228L115 225H114ZM114 227L112 226V228H114ZM125 227L123 226V228H125ZM226 227H229V225L226 226ZM75 228H74V230H75ZM112 228H110V229H112ZM150 228L152 229V231L150 230ZM193 228L194 227H192V229ZM236 228H238V226ZM239 228H241V227L239 226ZM24 229H22V230H24ZM87 229H88V226L86 228V231H89ZM187 229L189 230L190 228H187ZM128 230L129 229H127L126 231H128ZM131 230L132 231H136V230H134V228L131 229ZM126 231H125V233H126ZM185 231H186V229H185ZM103 232H100L99 235H101V234L105 235L106 231L104 233ZM195 232H197V231L195 230ZM0 233H2V232L0 231ZM14 233L16 234V231ZM67 233L70 234L69 231H67ZM67 233H65V234H67ZM71 233H73L72 230H71ZM79 233H77V235H79ZM114 233H115V231H114ZM122 233H119V234H121V237L123 236ZM82 234H81V236H84ZM86 234L88 235V232ZM119 234H116V236L118 238H120V236H118ZM71 235H69V237ZM73 235H75V233H73ZM127 235H129V234H127ZM127 235L125 234V236H127ZM16 236H18V235H16ZM81 236H80V238H81ZM102 236H100V239H101ZM125 236H124V238H125ZM6 238H8V237H6ZM27 238H28V236H27ZM51 238H53V237H51ZM55 238H57V237H55ZM77 238L74 237L75 240ZM164 238H162V241H164V243L166 244V240ZM201 238L197 237V239H199L200 241H201ZM59 239L60 238L58 237V240ZM66 239L69 240V238H65V240ZM74 239L72 237V240H74ZM87 239H91V238L89 237V238L83 239V240H85L84 243L87 242L86 241ZM100 239L96 240V241H100ZM121 239H123V237ZM202 239L204 240V237ZM10 240H12V239H10ZM23 240L25 241V239H23ZM23 240H22V242H23ZM80 240H79V244L77 243V245H75V246L78 247L79 245H81L82 248H81V246H79L78 248L79 249L81 248L82 251H83V249H85V246L87 244L85 245L83 243L84 244V246H83L82 245V240L81 241ZM116 241L118 243V241H120V239H116ZM207 241H208V243L210 242L208 239H207ZM13 242H15V241H13ZM13 242H11V244ZM63 242H64V239H63ZM107 242H109V241H107ZM138 242H140V243H138ZM171 242H170V244L173 245ZM73 243L70 242V244H73ZM112 243H114L115 245L112 244ZM176 243L178 244V242H176ZM105 244H106V242H105ZM110 244H112V245H110ZM170 244H168V245H170ZM62 245H65V244L63 243ZM174 247H175V245H174ZM178 247H180V246H178ZM40 248L41 247L39 246L38 249H40ZM45 248H46V246H45ZM52 248L49 249V250H51V252L49 251L51 254L54 253L55 250L58 251V249L56 247H55L56 248L55 250L52 249ZM61 248H62V246H61ZM74 248H76V247H74ZM170 248L169 249L167 248V249L170 250ZM87 249H85V250H87ZM59 250H60V248H59ZM85 250L83 252H85ZM71 251L73 253V251H75V250L71 248ZM178 251H177V253H178ZM49 252H48V255H51V254H49ZM59 252L63 253L62 250H60ZM76 252L78 253L79 250L77 249ZM183 252L185 253L184 249H183ZM44 253H46V250L44 251ZM55 253H56V251H55ZM32 254L33 253L31 252V255ZM65 254H67V252ZM65 254H63V255L65 256ZM31 255H29V257ZM57 255H59V254H56V255H53V256L57 257ZM67 255H68L69 260L68 259L65 260L63 258H61L63 261H60L61 259L60 260L51 259L49 261L43 260V263H41L42 260L38 259L39 262L37 264H46L48 262H49V264H75L77 261L79 262V259L76 260L77 257H79V256H77L79 254H76V253L74 254L73 253L72 255H69V254H67ZM23 256H25V254ZM41 257H42V255H41ZM44 257H45V254H44ZM46 257H48L47 254H46ZM48 258H50V257H48ZM184 258H186V257H184ZM9 259H11V257H9ZM27 259H29V258L26 257V260ZM31 259H34V257L32 258V256H31ZM85 259H88V260H85ZM23 260H25V259H22L21 261L23 262ZM26 260L23 262V264H34L35 263V262H33V263L30 262L31 260L30 261L29 260L26 261ZM36 260L37 259H35V261ZM173 260L175 262H173ZM186 260H188V258L185 259V260H180L179 259L180 262L179 263L176 262V264H185ZM15 261H16V259H15ZM44 261L46 263H44ZM22 262H20V264ZM76 264H78V263H76Z\"/></svg>", "mask_w": 264, "mask_h": 264}]
</instances>
